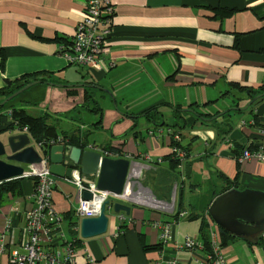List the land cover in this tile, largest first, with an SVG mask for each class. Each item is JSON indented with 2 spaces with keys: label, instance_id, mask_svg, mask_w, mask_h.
Returning a JSON list of instances; mask_svg holds the SVG:
<instances>
[{
  "label": "crops",
  "instance_id": "crops-1",
  "mask_svg": "<svg viewBox=\"0 0 264 264\" xmlns=\"http://www.w3.org/2000/svg\"><path fill=\"white\" fill-rule=\"evenodd\" d=\"M110 2L111 32L99 68L92 69L70 65L58 53V41L73 38L84 0H0V89L42 74L18 107L45 115L58 139L80 133L85 149L103 154L112 147L117 153L108 156L134 162L130 178L136 181L127 182L123 201L129 214H115L107 205V231L90 238L80 236L76 215L75 234L63 227L75 240V264H88L87 254L95 264H151L158 258L195 264L201 251L183 248L185 237L201 241L207 222L208 236L211 225L221 241L207 213L213 198L229 182L264 191V161H238L244 148L264 149V0ZM37 107L39 114L31 113ZM152 107L157 111L138 116ZM173 145L187 151L177 164ZM20 178L21 194L0 198V233L7 240L0 264L18 245L32 202L34 179ZM72 186H54L53 207L63 218L77 205ZM181 211L185 216L179 217ZM155 223L171 225L169 241H162ZM263 237H234L220 242L221 250L229 264H259Z\"/></svg>",
  "mask_w": 264,
  "mask_h": 264
},
{
  "label": "built area",
  "instance_id": "built-area-1",
  "mask_svg": "<svg viewBox=\"0 0 264 264\" xmlns=\"http://www.w3.org/2000/svg\"><path fill=\"white\" fill-rule=\"evenodd\" d=\"M113 8L110 0H84V13L82 19L77 23L73 38L69 45L58 44V53L70 65L85 66L92 69L99 68V54L104 43L111 32V18ZM3 113L10 115L11 109ZM16 125V122H13ZM28 135L27 127L14 130ZM30 137V136H29ZM175 141L177 135H173ZM61 142L58 139L57 142ZM56 142V143H57ZM55 144L53 141L48 145ZM43 144L35 143V148L43 157L40 148ZM172 157L179 162L187 156V151L182 147L173 145L171 148ZM104 155L109 154L104 152ZM248 159L264 161V149L250 150L244 148L238 161ZM22 177H33L34 187L28 198L31 199L29 207L25 211L24 225L18 245L11 247L7 264H75L74 244L75 240L66 236L63 230V216L53 207V190L56 184V177L49 173L47 164L25 165ZM74 185L77 189L78 199L74 209L75 215L83 217H96L99 215L105 201H113L114 195L107 191L96 188L95 180L80 174L79 169H71L63 179ZM90 193V199L82 198V193ZM125 195L126 191H125ZM121 196H123L121 194ZM185 212L178 213L179 217L185 216ZM7 222L6 228L9 226ZM161 228V239L167 242L171 239L170 224L155 223ZM209 248L205 250L203 241L193 237H185L182 247L188 251L200 250L201 256L194 259L195 264H229L223 255L218 233L215 228L209 225ZM0 254L5 250L7 243L5 232L0 233ZM88 264H95L94 259L86 255ZM177 264L174 258L163 260L158 258L151 264ZM259 264H264V255Z\"/></svg>",
  "mask_w": 264,
  "mask_h": 264
},
{
  "label": "water",
  "instance_id": "water-1",
  "mask_svg": "<svg viewBox=\"0 0 264 264\" xmlns=\"http://www.w3.org/2000/svg\"><path fill=\"white\" fill-rule=\"evenodd\" d=\"M38 82L39 80H34L23 85L1 101L0 106ZM7 84L10 82L7 81ZM31 141L25 133L10 134L5 141L0 139V183L22 177L24 166L33 164H47L49 173L59 179H64L71 169H79L80 174L94 179L96 188L114 195L115 201H105L98 216L79 219V234L82 238L98 236L107 231V205L111 206L115 214H129L130 207L123 201H128L129 198L125 195L127 182L136 181L130 178L133 161L124 157L112 158L95 148L81 149L60 141L49 146L42 145L41 157L35 146L31 145ZM90 196L87 191L82 193L84 199H90ZM207 213L217 227L233 237L264 235L262 190H225L213 198Z\"/></svg>",
  "mask_w": 264,
  "mask_h": 264
},
{
  "label": "trees",
  "instance_id": "trees-1",
  "mask_svg": "<svg viewBox=\"0 0 264 264\" xmlns=\"http://www.w3.org/2000/svg\"><path fill=\"white\" fill-rule=\"evenodd\" d=\"M58 43L69 45L71 42L69 40H63V41L59 40ZM2 66H3V62L1 61V67ZM38 77L40 78V82L43 81L44 76L42 74L34 75L31 78L23 77L21 80H15L14 81L15 85L12 87V89L10 90L0 89V95H4L3 99H5L8 95H10L14 91L22 87L23 85L31 82L32 80H38ZM235 86H237L240 89L245 88V87L238 86V85H235ZM249 92H254V91L250 89ZM86 97L90 98L91 96L86 94ZM2 100H0V102ZM20 100H23L21 94L13 97L11 100L5 102L2 106H0V111L5 110V109H11L10 115L5 114V113L0 114V134L3 132L9 131V130H14L15 126H18L19 128L27 127V131L35 143H40L43 145H48V143H50L51 141H53V143H56L58 139L57 138L58 134L56 132L55 125L48 123L47 117L45 115L32 116L31 114H28L24 108L18 107V105L19 106L22 105L19 102ZM94 110L99 111L100 108L95 107ZM151 110L156 112L157 107H152L151 109H147L146 111L142 112L138 116H142V114L148 115L151 112ZM176 111L178 112V107ZM13 122H16V125H14ZM82 138H84V136H82V134L80 133L76 135L75 134L68 135L64 133L63 136L61 137V140H62L61 142L64 143L65 145H74L81 149H85L86 142H82ZM173 143L176 144L175 141H173ZM104 150L110 154L117 153V151L112 147L105 148ZM171 157H172V154H171ZM171 159L174 164H177L179 162L174 157H172ZM29 178L34 179L33 177H29ZM23 179L24 178H18V179H11L8 181L1 182L0 183V198L5 194H10V195L21 194V191H22L21 181ZM233 183L229 182L226 185L225 190L232 188V186L236 187V185H233ZM64 219L68 221L67 225H68L69 233L75 234V226L77 225V217L75 216L74 211H69L64 216ZM218 230L220 234L221 245L226 244L228 240H231L234 238L232 235L227 234L222 229L219 228ZM201 232H202L201 240L203 241L205 250H207L209 248L208 223L207 222L202 223ZM261 240H264V237Z\"/></svg>",
  "mask_w": 264,
  "mask_h": 264
},
{
  "label": "rangeland",
  "instance_id": "rangeland-1",
  "mask_svg": "<svg viewBox=\"0 0 264 264\" xmlns=\"http://www.w3.org/2000/svg\"><path fill=\"white\" fill-rule=\"evenodd\" d=\"M30 88V87H29ZM28 88V89H29ZM27 89V90H28ZM26 91V90H25ZM25 91H22L20 94L22 95V98H24V97H26V95H29L27 92H25ZM30 91V90H29ZM19 95V94H18ZM37 109L38 110H36V111H31V108H30V111H31V113H37V114H39V112H40V108L39 107H37ZM9 133H11V132H3V133H1L0 134V139H2L3 141H5L6 140V138L9 136ZM31 143V145H33V146H35V144L33 143V141H31L30 142ZM24 169H25V171H28V167L27 166H25L24 167ZM56 181H57V183H58V185H67V186H69V187H71V185H69V184H66L63 180H60V179H56ZM68 183V182H67ZM72 187H74V186H72ZM75 189V188H74ZM67 223H68V221L67 220H64L63 221V227L64 226H66L67 225ZM67 236H69V234L67 233Z\"/></svg>",
  "mask_w": 264,
  "mask_h": 264
}]
</instances>
